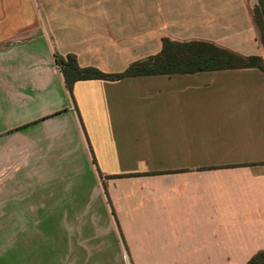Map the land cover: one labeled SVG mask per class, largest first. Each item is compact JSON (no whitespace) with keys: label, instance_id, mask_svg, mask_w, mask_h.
Here are the masks:
<instances>
[{"label":"crops","instance_id":"obj_1","mask_svg":"<svg viewBox=\"0 0 264 264\" xmlns=\"http://www.w3.org/2000/svg\"><path fill=\"white\" fill-rule=\"evenodd\" d=\"M258 1L0 0V264L264 250L263 71L85 80L70 97L54 62L118 74L164 39L264 60Z\"/></svg>","mask_w":264,"mask_h":264},{"label":"trees","instance_id":"obj_2","mask_svg":"<svg viewBox=\"0 0 264 264\" xmlns=\"http://www.w3.org/2000/svg\"><path fill=\"white\" fill-rule=\"evenodd\" d=\"M251 17L257 40L264 50V0H259L251 10ZM197 48H203L205 51ZM54 62L70 97L73 85L85 80L116 81L129 77L173 76L249 68L264 72V60L261 57H241L207 43H175L168 39L162 41L159 54L134 62L118 74H103L91 67L81 68L73 55L63 57L55 53ZM246 264H264V250L256 253Z\"/></svg>","mask_w":264,"mask_h":264},{"label":"rangeland","instance_id":"obj_3","mask_svg":"<svg viewBox=\"0 0 264 264\" xmlns=\"http://www.w3.org/2000/svg\"><path fill=\"white\" fill-rule=\"evenodd\" d=\"M197 49H198V50H204V51H205V49H203V48H197ZM91 174L93 175L94 173H91ZM91 174H86V175H85L86 180H89V178L92 179V178H91ZM99 175H100V174H99ZM96 179H97V176H96Z\"/></svg>","mask_w":264,"mask_h":264}]
</instances>
